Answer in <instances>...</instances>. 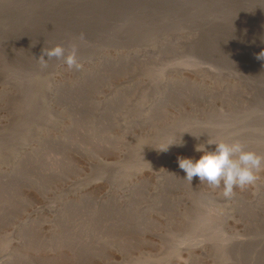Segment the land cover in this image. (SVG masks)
Returning <instances> with one entry per match:
<instances>
[{"label": "rangeland", "instance_id": "rangeland-1", "mask_svg": "<svg viewBox=\"0 0 264 264\" xmlns=\"http://www.w3.org/2000/svg\"><path fill=\"white\" fill-rule=\"evenodd\" d=\"M261 51L264 0H0V264H264V162L229 197L178 167L264 156Z\"/></svg>", "mask_w": 264, "mask_h": 264}, {"label": "clouds", "instance_id": "clouds-1", "mask_svg": "<svg viewBox=\"0 0 264 264\" xmlns=\"http://www.w3.org/2000/svg\"><path fill=\"white\" fill-rule=\"evenodd\" d=\"M43 58L53 57L63 59L67 67L71 69H80L77 61L75 49L66 52L61 45H55L42 51ZM257 59H264V51L257 55ZM187 132V131H186ZM180 142H172V144ZM215 145L211 150L206 145ZM194 151L202 153L199 158L178 157V167L185 173V177L190 182L193 177L198 178L200 183L206 182L213 188L223 186V195L229 197L234 188H244L252 184L256 179V173L262 167L264 156L253 150L245 149L239 141L228 142L226 140H213L208 138L205 143H198L194 146Z\"/></svg>", "mask_w": 264, "mask_h": 264}]
</instances>
